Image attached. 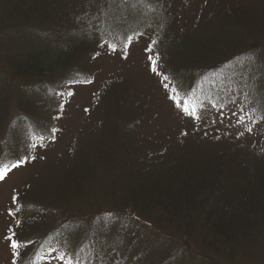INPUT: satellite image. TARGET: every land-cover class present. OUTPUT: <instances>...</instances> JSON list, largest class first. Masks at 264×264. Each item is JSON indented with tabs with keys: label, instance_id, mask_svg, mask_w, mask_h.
I'll return each instance as SVG.
<instances>
[{
	"label": "trees",
	"instance_id": "1",
	"mask_svg": "<svg viewBox=\"0 0 264 264\" xmlns=\"http://www.w3.org/2000/svg\"><path fill=\"white\" fill-rule=\"evenodd\" d=\"M136 5L132 0L127 4L121 0H0V168L25 158V163L11 169L33 167L46 151L44 145L58 142L61 132L56 122L63 118L56 113V105H50L54 108L53 116L46 117L37 106L41 102L46 105L49 93L62 94L70 88L90 86L95 59L105 50H129L145 28L153 31L148 44L153 49L150 53L154 58L156 53L159 56L157 71H152L164 87L168 85L165 89L175 109L188 107L191 111L195 104L197 113L199 109L224 112L235 105V111L242 113L240 117L264 132L261 111H253L264 110V61L257 59L259 65L247 77L240 74V62L247 51L253 54L264 48V13L254 6L225 0L213 6L204 3L202 18L193 26L185 24L187 32L174 38L168 33L173 24L178 25L175 15L167 16L153 0L139 4L140 7ZM152 41L157 43L153 45ZM112 45L116 46L115 51ZM128 50L123 53L129 54ZM206 62L207 66L200 65ZM245 79L250 82L248 87L244 86ZM173 87L178 91L173 93ZM119 88L111 92L115 95L117 89L121 90L114 118L112 115L98 124L87 147L67 152L66 158L60 155L57 163L62 167L49 188L55 196L52 205L39 202L26 190H14L18 209L17 232L10 235L12 240L20 247V236L32 241V237L42 236L47 227L54 226L55 229H49L54 236L47 239L64 246V241L67 244L78 238L81 227L88 224L94 228L91 223H101L98 219L88 221L89 216L76 221L81 214L71 204L82 196L85 184L98 181V170L103 164L114 180L112 205L121 215L120 228L129 233L120 238L127 248L126 258L142 240L153 244L148 233L162 235L155 226L165 223L183 233L186 229L197 230L199 242L205 243H200V247L207 253H213L208 249L213 244L249 250L258 233L264 231V159L250 154L246 136L216 139L215 145H228L217 150L210 147L213 144L206 146L207 138L187 140L186 133L173 139L172 132L151 126L142 103H129L131 88ZM2 95L9 99L14 96L18 107L9 112L2 103ZM246 96L250 99L246 100ZM9 117L11 124L6 122ZM45 118L52 123H46ZM195 123L207 128L210 136L207 121ZM153 128L164 133L157 137L150 131ZM263 139L264 135H260L257 142ZM259 145L264 149L256 142L252 148ZM199 148L203 152L198 153ZM11 150L18 153L11 155ZM34 225L46 228L32 229ZM113 225L105 223L104 231L112 230ZM108 237H115V233ZM90 240L88 236L86 241ZM116 244L108 239L95 245L96 253L92 256L97 255L99 262L94 260L92 264H102L109 256L121 258ZM40 245L45 247L42 242ZM176 249L172 252L173 262H181V249ZM188 249L192 250L189 246ZM48 252L46 248L40 258ZM35 256L21 264H36ZM85 261L91 262L90 258Z\"/></svg>",
	"mask_w": 264,
	"mask_h": 264
},
{
	"label": "rangeland",
	"instance_id": "2",
	"mask_svg": "<svg viewBox=\"0 0 264 264\" xmlns=\"http://www.w3.org/2000/svg\"><path fill=\"white\" fill-rule=\"evenodd\" d=\"M217 1L219 2V0H153L167 16H176L178 25L173 24L171 33L167 32L168 34H172L174 38H178L182 31L187 32L185 24L193 26L202 18L201 13L204 3H209V6H213ZM225 1L239 3L249 7L254 6L256 11L264 13V0ZM140 6L137 4L135 7ZM113 7H116L115 3ZM150 32L153 31L145 28L142 34L136 36L137 41L133 45L131 43L129 50L128 48L123 49V52L128 50L127 52L129 54H124L122 49L118 53L108 52L107 50L102 52L101 57L95 59L96 62H94L91 68L93 77L90 86L70 88L62 94L56 93L54 95V93H49L45 97L47 100L46 105L41 102L37 106L39 113H45L43 117H46V114L47 116H53L54 108H50V105L51 107L56 105V113L60 117H63L56 122L57 126L60 127L59 131L61 133H59V140L55 145H44L46 151L40 155L39 161L36 162L37 164L34 163L35 165L31 168L26 167L14 171L11 169L4 179L0 180V264H21L24 259L30 260L35 255L33 261L36 264H65L64 261L54 258L60 252H66L74 256L81 264H86L85 260L90 258L91 262L88 261V264H92L94 260L98 261L96 259L97 255L96 258L92 256L93 252L96 253L94 246L99 243L104 244V241L108 239L117 242L116 245L121 253V258L113 259V257L109 256V259L102 264H115L117 261L122 264H264V231L258 233L257 240L255 239L254 243L249 245V250L245 248V252L240 248H221L218 244L217 246L213 244L214 247L211 245L208 247L213 252L211 254L201 249L200 243H205L199 242L200 238L198 234L200 233L197 230L194 232L192 228L189 230L186 229L183 233L182 231L174 230L171 226H165L167 223L164 225V222V226H155L158 231L163 233L162 235H156L152 231L148 233L149 239H154L153 244L150 240H142L134 252L128 254L129 257L126 258L127 248L124 244L120 243V238L129 235V233H125L122 226L120 228L118 220H121V215L116 212V209L112 205L113 195L111 189L114 180H112L108 171L103 169V164L102 168L99 167L98 170V181L93 184H85L82 196L76 198L75 204H71L72 207L78 210V214H81L76 217V221H78L77 219L89 216L88 221L98 219L102 222L96 224L91 223V226L93 225L94 228H91L88 224L81 227L78 238L73 239V241H68L67 244L64 241V246L57 241L53 240L51 242L50 239H47L54 236L51 230L56 227L46 228L44 226L34 225L31 227L32 229L41 230L43 227L46 228L42 232L44 235L32 237V241L28 240L27 237L19 235V239L23 245L21 244L22 246L18 249L19 255H14L16 251L11 248V241L8 239L12 233L17 232L16 212L18 208L13 196L14 190L17 189L15 192L19 193L26 190L39 202L45 201L47 204L52 205L55 202V196L52 192H49V188H51L53 181L57 178L58 172L62 167V164L58 165L57 163L60 155L62 154L66 158L67 152L73 153L74 151H78L80 147H87L91 139L95 137L94 134L98 124L112 115L114 118V113L121 96L118 95L121 91L119 87L126 86L131 88L133 95L129 97V103L134 105L136 103H142L144 105L142 108L146 109L151 126H159L164 131L172 132L174 134L173 139L184 137L187 133V140L200 137L205 141L207 138L205 142L208 145L206 146L213 144L210 147L217 150L219 147L224 148L228 145H215L218 141L214 140L222 139V137L230 140L233 137L237 138L244 135L250 144L247 142L246 145L249 147V150L248 147L245 149L251 155L264 159V152H262L264 149H261L260 145L258 146L259 149L257 147L252 148L254 142L261 143L264 147V139L257 142L260 139V135H264V132L259 131L260 128L252 125L250 120L249 123L246 120L244 123H238L242 113L238 114L235 111V105L226 108L224 112H216L209 109L200 111L199 109V112H196L195 115L187 114L182 109L180 111L175 109L176 107L169 98L163 83L152 71L151 61L147 58L149 55H153L146 51L149 41L152 38ZM13 53L18 54L15 51ZM125 55L127 56L126 59L124 58ZM245 55L243 61H245L246 57H255V65L257 66L259 65L257 59L264 61V48L262 51L253 54L247 51ZM208 64L206 62L200 65L207 66ZM244 69L248 71V66L246 65ZM5 75L7 76L6 72ZM257 75L255 74V76ZM261 75L264 76V70ZM231 79H234V75ZM239 82L241 83L240 79ZM111 87H113L112 90L115 87L119 88L115 95H111ZM69 92L72 95H69ZM44 94L46 95V93ZM1 99L9 112L15 107H18L14 96H11L9 99V97L7 98L2 95ZM189 112L191 111L189 110ZM10 120H12V117L6 119V122L11 124ZM194 120L198 123L207 121L209 126H211V134L209 137V133L205 130L207 128L198 127L199 125H196ZM45 122L52 123V120L45 118ZM237 124L240 125L238 126ZM249 128L252 130L248 131ZM150 131L157 137H160L164 133L157 128L150 129ZM74 139L79 140V142L76 143ZM199 149L200 151L198 150V153L203 152V148ZM10 152L13 155L14 152L18 153V150H11ZM64 157L62 159L63 161ZM118 207L121 208V206ZM51 218H53L52 215ZM105 223L115 225L112 226V230L111 228L107 229L106 233L104 231ZM54 224L56 225V223ZM49 229L51 230L49 231ZM92 229L93 232H90ZM113 233H115V237H108ZM88 236L91 237L89 243L86 241ZM105 236H107V239L104 238ZM129 240L127 242H130ZM41 242L45 247L40 245ZM120 246H122V249ZM188 246L192 250H189ZM46 248L49 249V252L40 258L45 253ZM176 248L181 249L180 252L183 255L181 262H173L172 252L177 250ZM54 249L55 251H53ZM79 249L81 252H78ZM196 253L203 255V259H200ZM137 256L138 258L136 260ZM170 256L172 260L168 259ZM84 257H87V259Z\"/></svg>",
	"mask_w": 264,
	"mask_h": 264
},
{
	"label": "snow or ice",
	"instance_id": "3",
	"mask_svg": "<svg viewBox=\"0 0 264 264\" xmlns=\"http://www.w3.org/2000/svg\"><path fill=\"white\" fill-rule=\"evenodd\" d=\"M121 2L124 3V4H127L129 2V0H121ZM132 2L134 4H144V3H148L149 0H132ZM131 40H132V37L129 36L128 37L129 43L131 42ZM156 43H157L156 41H152V44L153 45H155ZM125 47H127V45ZM112 48H113V51L116 50V46L115 45H112ZM146 51L147 52H152L153 49L151 47H149V48H146ZM155 56H156V58H154L153 55H149L147 57L148 60L151 61L152 65H153L152 70L154 72L157 71L156 64H157L158 58H159L158 53H156ZM124 58L126 59L127 56L125 55ZM240 63H241V72H240V74L243 75V76H245V77H247L248 75L251 74V69L255 66L256 58L255 57H246L245 61H242ZM244 65H247L248 66V71H244ZM164 79L165 80H168V77L165 76ZM244 86L245 87H248V84H247V80L246 79H245V82H244ZM165 87H168V85L166 84ZM172 91H173V93H175V92L178 91V89L176 87H173ZM68 94L69 95H72L71 92H69ZM171 98L173 100H175L177 97L175 95H173ZM248 99H250V98L246 96V100H248ZM177 106L179 107L180 105L178 104ZM183 111L185 113H187V114L195 115L196 114L195 104L192 105L191 112H189V108L188 107H184L183 108ZM241 111H243V109H241ZM253 111H261V116H262V118H264V110H262V109H253ZM246 116H247L248 119H251L250 114H246ZM244 121H245V117L242 116V117L239 118L238 123H244ZM252 122L255 123L256 121L253 120ZM251 130H252L251 128L248 129V131H251ZM41 139H43V137H41ZM33 159H34V157H33ZM25 162H26V158H25V160L19 161L17 164H12L10 166H7L6 165V166L0 168V180H3L5 178V176L11 170V168L19 167L20 164L25 163ZM8 239L11 241V248L12 249H18L19 248L18 243L15 242V241H13L11 239V237H8ZM53 251H55V249ZM14 255L18 256L19 255V252L17 251L16 253H14ZM54 258L55 259H58V260L64 261L65 264H79L78 260L74 256H71V255H69L66 252H60L59 255H57Z\"/></svg>",
	"mask_w": 264,
	"mask_h": 264
}]
</instances>
